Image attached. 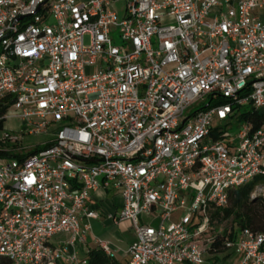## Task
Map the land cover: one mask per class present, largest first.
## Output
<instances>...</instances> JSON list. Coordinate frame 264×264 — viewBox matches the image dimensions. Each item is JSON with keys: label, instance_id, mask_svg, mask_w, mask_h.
Listing matches in <instances>:
<instances>
[{"label": "built area", "instance_id": "2783aa9c", "mask_svg": "<svg viewBox=\"0 0 264 264\" xmlns=\"http://www.w3.org/2000/svg\"><path fill=\"white\" fill-rule=\"evenodd\" d=\"M8 101L4 119L27 134L56 132L20 158L2 155L24 150L19 136L0 141V259L87 264L68 246L100 217L92 194L111 189L122 197L113 219L136 240L125 263L106 264H210L208 205L264 177V124L223 128L233 106L264 108V0H0ZM251 197L264 198V184ZM225 251L264 264V232L241 229Z\"/></svg>", "mask_w": 264, "mask_h": 264}, {"label": "trees", "instance_id": "16d2710c", "mask_svg": "<svg viewBox=\"0 0 264 264\" xmlns=\"http://www.w3.org/2000/svg\"><path fill=\"white\" fill-rule=\"evenodd\" d=\"M7 100V98H6ZM227 100L219 99L214 104L225 103ZM10 101L8 103H0V128L3 126L4 115L6 114ZM234 110L239 111L238 106H233ZM239 121H249L253 126V130L264 124V108L244 110L238 115ZM212 136L217 138L215 132ZM2 146H10L3 144ZM50 145L49 142L44 143L41 148ZM40 147H34L28 150L16 152L9 150L2 153L6 157L26 156L39 150ZM257 184H264V177H256L250 182H247L239 187L229 190L228 204L225 207H215L210 204L207 207L209 218L208 229L203 234L204 243L206 246V260L210 264H225L223 261L230 253L225 251V242L231 240L235 233L241 229H251L253 231L264 232V198H252L251 192ZM220 225H223V231L218 233ZM87 264H106L113 260L106 254L103 248L97 247L89 250L85 256ZM0 264H9L5 259H0Z\"/></svg>", "mask_w": 264, "mask_h": 264}, {"label": "crops", "instance_id": "0c3cea01", "mask_svg": "<svg viewBox=\"0 0 264 264\" xmlns=\"http://www.w3.org/2000/svg\"><path fill=\"white\" fill-rule=\"evenodd\" d=\"M89 206L100 211V217L91 220V229L87 232L84 240H79L73 246H68V252L74 253L77 258H83L92 248L100 247L98 240H101L114 254L113 261L125 263L130 258L128 248L136 240V235L128 221L116 223L113 219L122 206L121 195L111 189H99L92 194ZM68 238L69 234H60L56 236L55 244L63 246ZM58 264L71 263L61 258Z\"/></svg>", "mask_w": 264, "mask_h": 264}, {"label": "rangeland", "instance_id": "374dc122", "mask_svg": "<svg viewBox=\"0 0 264 264\" xmlns=\"http://www.w3.org/2000/svg\"><path fill=\"white\" fill-rule=\"evenodd\" d=\"M116 41H118V38H115ZM89 71V70H87ZM208 102V99H206V104ZM198 107H195V109ZM251 107L250 105H244L241 106L239 109V112L237 116L233 117L229 124L223 126L225 132L231 133L232 135L236 134L241 126V121L238 120L239 113L243 112L244 110H249ZM219 125V122L217 120L213 121V127H216ZM27 127L25 126L24 122H22L19 118L15 117L11 112L7 115L3 122L2 128H0V141L4 137V133H9L11 135H16L20 137L19 144L20 146L24 147L23 151H28L31 148L34 147H40L46 143L47 141L51 140L55 136V129L49 130L46 134H40V135H32L27 134ZM179 213L176 212L172 215L171 220H176L177 215ZM153 225H157V221L152 222ZM230 253V252H229ZM240 259V255L231 251V253L223 259L225 264H238V261Z\"/></svg>", "mask_w": 264, "mask_h": 264}]
</instances>
